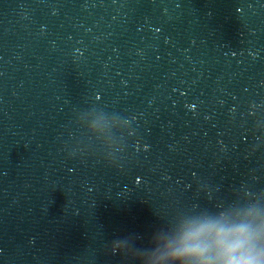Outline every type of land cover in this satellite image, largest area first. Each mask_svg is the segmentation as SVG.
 <instances>
[{"label": "water", "instance_id": "95a60500", "mask_svg": "<svg viewBox=\"0 0 264 264\" xmlns=\"http://www.w3.org/2000/svg\"><path fill=\"white\" fill-rule=\"evenodd\" d=\"M221 214L264 221V0H0V264H173Z\"/></svg>", "mask_w": 264, "mask_h": 264}, {"label": "clouds", "instance_id": "9594fccd", "mask_svg": "<svg viewBox=\"0 0 264 264\" xmlns=\"http://www.w3.org/2000/svg\"><path fill=\"white\" fill-rule=\"evenodd\" d=\"M249 211L246 217H255ZM264 221L229 223L221 214L184 229L177 247L168 254L173 264H264Z\"/></svg>", "mask_w": 264, "mask_h": 264}]
</instances>
